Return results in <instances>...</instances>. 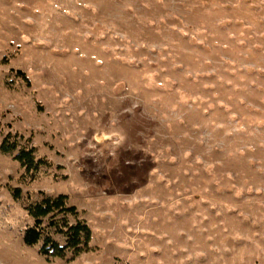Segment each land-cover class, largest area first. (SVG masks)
Here are the masks:
<instances>
[{
  "label": "rangeland",
  "instance_id": "obj_1",
  "mask_svg": "<svg viewBox=\"0 0 264 264\" xmlns=\"http://www.w3.org/2000/svg\"><path fill=\"white\" fill-rule=\"evenodd\" d=\"M6 136L0 264H264V0H0ZM58 194L91 238L44 257Z\"/></svg>",
  "mask_w": 264,
  "mask_h": 264
},
{
  "label": "trees",
  "instance_id": "obj_2",
  "mask_svg": "<svg viewBox=\"0 0 264 264\" xmlns=\"http://www.w3.org/2000/svg\"><path fill=\"white\" fill-rule=\"evenodd\" d=\"M16 148L17 142L9 140L8 136L4 137L0 143V150L4 153L12 152ZM13 158L27 170H34L44 163L42 159H35L33 146L21 148ZM66 200V194H58L53 197L45 196L40 201L26 207L28 215L33 218V223L23 229L22 242L32 246L42 241L38 253L44 257H60L68 250H71L73 255H77L88 249L91 233L86 222L77 219L74 223H68L64 217L54 218L57 213H75L74 206H66ZM47 216L49 217L47 225L65 238L64 244L60 245L57 240L53 239L46 227L42 225Z\"/></svg>",
  "mask_w": 264,
  "mask_h": 264
}]
</instances>
